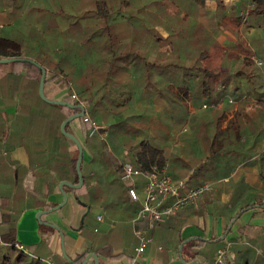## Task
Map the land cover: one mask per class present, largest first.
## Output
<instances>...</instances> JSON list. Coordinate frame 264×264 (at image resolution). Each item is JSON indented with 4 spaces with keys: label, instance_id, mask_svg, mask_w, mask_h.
<instances>
[{
    "label": "crops",
    "instance_id": "1",
    "mask_svg": "<svg viewBox=\"0 0 264 264\" xmlns=\"http://www.w3.org/2000/svg\"><path fill=\"white\" fill-rule=\"evenodd\" d=\"M218 1L203 0L201 4L189 1L184 5L179 4L181 11L176 18L197 9L194 6L199 7L205 22L198 23L200 21L198 19L193 23L194 26L196 22L205 26L213 40L224 49L225 53H228H223L226 59L222 67L230 68L235 54H239L241 58L244 57L240 49L241 43L248 45L245 40L233 41L230 38L232 35L225 32L231 9L242 12V0H220L223 5L220 7ZM8 2V0H2L0 3V35L9 32L2 31L5 23H10L9 27L19 29L21 24L17 22V19L27 21L22 15L15 21L8 19L9 15L6 14ZM141 2L139 1L138 4H142ZM168 10L171 13L174 11L170 7ZM188 17L190 18V15ZM137 18L143 22L140 24V29L120 31L116 36L120 43L113 47L78 49L76 53H72L73 55L65 46L61 50L51 51V55L43 51L46 57L51 59L44 58L45 79L50 77L53 69L60 65L61 68L81 71L83 77L98 84H105L107 78V83L115 87L116 93L112 96L120 97L127 94L122 89L129 86L131 95L139 94L135 90L137 86L135 77L131 78V82L129 78L121 82L113 69L117 60L124 59L126 55L147 54L148 63L157 62L159 67H162L160 64L165 62L186 68L187 66L192 68V65L194 68L197 67L198 50L195 47L188 46L187 49L178 43L175 44L171 37L180 38L187 29L186 26L181 28V23H178L170 28L164 23H155V30L163 38L160 44H154L150 38L148 24L151 19L150 14L143 13ZM228 23L235 30V25ZM15 29L11 30L9 35L18 40H39V35L26 34L24 29L21 33H17ZM171 29L174 31L172 35ZM176 29L182 30V34L177 32L178 36H175ZM241 29L242 27L239 26L235 31L239 30L240 33ZM48 36L43 35V38L49 39ZM167 37L174 43L165 41ZM230 46L232 48H229ZM208 51L212 55L220 52L213 45ZM43 53L39 54L37 47L32 49V54L35 56H44ZM24 57L33 59L31 56ZM0 58L3 57L0 56ZM106 70H109L110 78L101 73ZM99 74L102 75L99 76ZM157 78L161 83L162 76L158 75ZM196 79L197 77L193 78V80ZM139 80L144 87L145 81L142 77ZM69 91V82L59 84L57 79L45 80L44 93L48 98L63 99ZM187 93L190 96L188 101L195 99L194 94L201 97L195 87L189 88ZM144 94L146 93H140L141 96ZM38 95V82L34 78L26 75L24 70H17L14 63L7 65L0 62V206L15 217L12 224L15 226V238L18 243L32 247L33 252L39 256H50L56 262H61L64 256L61 252L59 230L40 223L36 214L41 209L53 207L49 204L55 206L61 202L62 194L58 183L61 180L73 182L69 179L71 176L69 160L77 157V147L69 138L63 139L60 136L57 128L58 113L41 101ZM158 96L156 94L154 97L157 99L160 97ZM95 99L96 96L93 97V100ZM169 99V97L167 99L160 97L158 100L162 106H165ZM228 99L233 101L231 97ZM237 103L236 99L233 109L236 108ZM189 105L191 124H189L190 120L187 121L183 117L176 134L173 130L163 131L171 137L173 135V138H169L167 142L158 136L161 132L157 129V125H154L155 131L152 135H155L156 140L153 141L155 145L167 148L168 159L165 166L173 177L186 180L189 186H196L203 181L210 182L212 188L206 190L195 204L179 210L165 221L148 223L149 228L135 226L134 221L137 220L136 212L139 204L130 201L126 183L121 180L114 163H112L114 173L109 167L103 168L102 160L97 158L96 147L93 146L92 151L82 141L79 119L69 123L67 130L74 133L83 146L82 168L84 169L82 171L84 173L82 174L88 181V191L79 193L74 190L77 188L64 186L68 195L67 202L57 210L42 213L40 219L56 224L63 232L65 252L71 259L75 260L84 253L86 256L94 252L98 255L100 264H183L180 256L185 262L214 264L217 248L229 243L231 249L227 255L226 264H264V202L261 201V196L264 194V178L259 170V166L264 168L262 148L264 128L258 137H254L255 134L252 131L256 127L244 125L241 140L230 141L229 137L223 135L226 134L223 131H227L228 121L235 118L237 113H233L231 108L227 110L228 113H222L221 124L216 127L214 121L220 113L203 116L201 113H193L197 110H191V103ZM218 106L223 105L219 103ZM85 108L86 115H92L94 121L97 122L99 119L98 122H104L101 116L92 114L90 105L87 104ZM156 111L158 112L155 107L153 113H157ZM161 111L164 112L163 107ZM139 113H147V111L143 108L139 109ZM183 113H186L184 108ZM249 114L253 116L257 113ZM263 114L255 116L256 122H261ZM184 123L187 125L183 126ZM198 131L206 136L196 141ZM215 132L217 135L213 143L211 136ZM212 151L214 153H211ZM92 153H94L93 156ZM246 159L248 160L245 161ZM252 161L259 163L250 164L249 162ZM60 173L66 174L67 177H60ZM202 176L206 180L202 181ZM117 178L121 183L123 182L122 185ZM87 206L88 212H86ZM93 206L97 207V214L90 229L85 218ZM83 208L85 211L81 215ZM10 224L9 222L1 223L0 232H5ZM40 224L52 228V231H41ZM137 229H144L151 236V241L146 244L139 256L135 254V247L139 244L135 235ZM125 232H130L131 237L130 243L126 245L123 242ZM181 243L183 245L179 251ZM210 244L214 246L211 253L206 249V246ZM38 248L40 252H36ZM109 249H112L114 255L120 254V256L110 257L107 254ZM84 260V264H94L92 256L87 259L84 257Z\"/></svg>",
    "mask_w": 264,
    "mask_h": 264
},
{
    "label": "trees",
    "instance_id": "2",
    "mask_svg": "<svg viewBox=\"0 0 264 264\" xmlns=\"http://www.w3.org/2000/svg\"><path fill=\"white\" fill-rule=\"evenodd\" d=\"M36 1L37 2L33 1V3L35 4L34 6H37L36 4L41 3L40 0ZM139 1H142V4L139 5ZM189 1L196 4H201L203 2V0H117L116 3L113 0H95V8L90 10H83L81 8V5L76 1L78 4L73 5L77 8L74 10L76 12L74 14L66 13V15L64 13L62 14L61 10L55 11L45 10L44 8H33L31 5H28L27 3L25 4L24 0H10L7 3V8L9 12L17 9H22V15L25 16V19H30L32 21L26 23L25 21H21V19H17V22L21 24L19 29H15L17 33H21L24 29L26 31V34L32 36L42 34L49 35L48 37L53 39V41L64 43L66 49L71 52V55H73L72 53H76L78 49L80 50L96 47H113L114 45L119 44L120 41L118 42L116 39L118 33L126 29H140V24H143V22L139 20L137 16L142 15L143 13H149L151 17L150 22L148 23L150 27L149 31L151 32V41L154 44H160L159 42L163 37H161V35L157 33L154 28V24L158 22L164 23L165 25H169L170 28H172L173 24L182 23L183 25V23L187 21L189 17L188 13H185L183 16H180V18H176L180 14V8L178 5H184L185 3H189ZM173 5L175 7L173 9V13H171V11L168 10V7L172 9ZM218 6H223L222 1H218ZM245 7L247 10L246 13L248 15L253 14L255 16L264 18V0H251L248 5L246 4L245 0H242L241 8L245 9ZM132 15L135 16L132 17ZM243 15V12H239L238 10L232 8L230 11V19L228 18L227 22L233 23L235 25V30H237L244 21ZM50 18H52L53 23L50 21ZM62 22H64V27H62ZM200 25L201 24L196 23V25L194 26V24L189 23V25L186 26L187 29L184 31V34L180 36L179 40L171 36L175 44L178 43L182 46L195 47L198 50L197 67L194 68V66L192 65V68L189 69L187 66V70L185 72L187 76L185 77V79H183L182 89H184V94H186L189 88L195 87L197 89V93L200 94L202 98L203 96L207 98L212 95L213 87L216 86L215 89L217 91H220L221 93H219V95H217L216 98L212 100L211 105L203 107L201 111L210 110L209 113H220L217 119L214 121L215 126L218 127L220 126L222 121V117L220 116L221 113H228L227 110L231 108L230 110H233V113L237 114H235V118L228 121V129L227 131H223V133H226L223 135L229 137L230 141L241 140V137L244 134V125L249 124L251 128L259 127L260 123L256 122L255 116L264 113V97L258 95L257 86L255 85L254 81V69L253 66L249 67V63L251 64V59L246 56L241 58L239 54H235L232 59V61H234V58H236V67L232 72V79L230 83L231 86L233 87L234 84H237V82H235L236 76L240 74L244 76L246 83L251 87L249 88L251 89L249 93L239 94L238 96L234 97L238 100V103L236 108L233 109V107H231V101H229L228 98H224V91L227 85L226 81L229 79V76L231 77V70L229 71V69L223 68L222 66L216 70L212 66H209L207 60L209 59L210 61V57L212 55L208 51L209 47H211L212 45L216 46L218 51L221 49V47L218 45V43H216L215 40H213L212 35L208 30H206L205 26ZM193 28L195 29L192 31ZM11 30L13 31V28L6 31L11 32ZM9 32L5 35H0V56H32V54H30L31 48H24L22 46V43L18 39L9 35ZM173 32V29H171V35ZM172 39L167 37L164 40L172 43ZM240 48L243 47L241 46ZM37 51L39 52V54L43 53V51L39 48H37ZM216 54L218 55V53H214V55ZM40 56L32 57L33 60L36 59L37 62L41 63L42 65H46L44 61L46 55L44 54V56ZM223 57V60L226 59L225 54ZM48 60L51 59L48 58ZM14 65L17 70H24L26 72V75L31 76V78H34L37 82H39L41 71L37 66L25 61L14 62ZM101 73H103L106 77L110 75L109 70H106L104 72L102 71ZM51 74L52 75L45 80L57 79L59 84L69 82L71 89L69 91V94L63 97L64 100L73 103L82 102L83 104H85L84 106L88 104L91 106V112H93L92 114L98 115V113L94 112H96L95 108L99 99L93 100L94 95L92 94L93 92L99 91L100 89H105L107 86H105L104 88V85L106 84H98L93 80H87V78L83 77V73L81 71L79 72L73 69L61 68L60 65L58 67H55ZM101 75L102 74H99V76ZM195 77H197V79L193 80V78ZM80 78L82 79L80 80ZM147 79H149V81H145V93L150 91L147 87H149L150 85L152 86L153 84V78ZM220 85L222 86L220 87ZM171 86V83L167 85L165 92L166 94L169 93L168 90L171 88ZM236 87H239V84H237ZM153 88L154 93H157L160 97L162 94H164L161 92L162 89H158L156 87ZM72 93H75L76 98L72 96ZM115 93L116 91L112 90L111 95ZM105 94L106 93H104L103 96ZM38 97L39 99H41V101H43L45 104L51 107V109L58 113L57 128L59 134L63 139H68L60 131L59 124L65 117L73 112L78 111L79 109H71L66 105L53 104L49 102L46 103V101L43 100L39 95ZM171 102L172 99L170 98L167 101L166 106H168ZM219 103H221L223 106L219 107ZM201 111H196L193 113H201ZM249 113L257 114L250 116ZM78 119L82 130L83 143L86 146H89L92 151L93 146H95L99 151V147H102L99 141V139L101 138L99 132L107 131V128L102 127L98 132L90 134L92 122L98 124L96 121H94V119H92V115L88 116V119L86 120L83 116ZM68 126L69 123L66 125V129ZM140 138L137 140L138 147L134 152L132 162L134 166L144 169H149L152 167L160 169L164 167L168 159L167 148L164 146L159 147L158 145H155L147 137ZM152 138L153 140H156V137L154 135H152ZM93 155L94 153H92V156ZM75 162L76 158H72L69 160L71 170V176L69 177V179H71L73 182H77L78 180L75 169ZM82 163L83 160L81 162V171L82 169H84L82 168ZM113 163L116 166V171L118 172L119 168L116 165L117 161H113ZM82 173L84 172L82 171ZM60 177L65 178L67 176L66 174L60 173ZM174 178L179 179L177 177ZM88 186L89 185L87 179L83 177L82 186L74 190L79 191V193L84 190L88 191ZM49 206L54 205L49 204ZM84 211L85 208H83L81 215L84 213ZM14 219L15 217L12 216L11 213L6 212L0 206V224L3 222L11 223L9 228L5 232H0V264H37L38 260L31 256L29 257V259L25 260V256H27V254H25L15 246V244L18 242L15 238V226L12 224L14 222ZM134 223L137 228H149L148 221L144 218L137 219L134 221ZM29 250L33 252V249L30 246ZM112 252V249H109L107 254L110 257L120 256V254L114 255ZM12 254H16V257L12 258ZM84 257L85 253L75 258L73 262L75 264H81ZM62 259L63 261L65 260L64 257H62Z\"/></svg>",
    "mask_w": 264,
    "mask_h": 264
},
{
    "label": "rangeland",
    "instance_id": "3",
    "mask_svg": "<svg viewBox=\"0 0 264 264\" xmlns=\"http://www.w3.org/2000/svg\"><path fill=\"white\" fill-rule=\"evenodd\" d=\"M10 1V0H9ZM25 4L27 3L28 5H31L33 8H44L45 10H55V11H62V14L66 13L68 14H74L76 11H74L76 6H73L74 4H80L81 8L83 10H90L95 8V0H40V4H36L37 6H34L35 4L33 1L37 2L36 0H24ZM78 3H77V2ZM114 2L117 3V0H113ZM133 1V0H131ZM246 4L247 2L251 0H245ZM0 3H2V0H0ZM248 5V4H247ZM232 6V4H231ZM1 7V6H0ZM174 5L172 10L174 9ZM195 10L190 11L188 15H190V18L185 21L182 25L181 23V28H185V26H188L189 23L193 24L195 21H198V23L204 24L205 22V17L202 14V10L199 7L194 6ZM239 9V8H238ZM181 11V10H180ZM244 15H243V22L241 24V32L239 33L231 27L230 23L227 22V30H225L226 34L232 35L230 36L233 41H237L239 39L241 42L245 40L246 44H242L243 48L241 49V52H243V55L250 58L251 64L249 63V67L253 66L254 69V81L255 85L257 86L258 90V95H261L264 97V18L255 16L253 14H247L246 7L245 9L241 10ZM6 14L9 16L10 21H15L17 17H20L22 15V9H17L12 12H9L7 9ZM24 16V15H22ZM192 19V20H191ZM26 20V19H25ZM50 21L53 23L52 18H50ZM192 21V22H191ZM249 21L247 24L246 22ZM26 22H31L30 19H28ZM197 23V22H196ZM64 22H62V25ZM5 28L2 29L3 32L6 30H10L12 27H9V24L5 23ZM201 26V25H200ZM15 29V27L13 28ZM195 28L192 29V31ZM183 32L182 30L176 29L175 30V36H178V33ZM182 34V33H181ZM184 34V33H183ZM182 34V35H183ZM180 35V34H179ZM177 38V37H176ZM39 40L30 41L28 40H19L22 43V46L24 48H31L30 54H32V49L34 50L35 47L39 48L42 51H45L47 55H51V51L58 49L61 50L64 46V43L61 42H56L51 39V38H43V35H39L38 37ZM178 40L180 38H177ZM50 40V41H49ZM35 42V44H34ZM34 47V48H33ZM227 47V46H226ZM185 48L188 49V46H185ZM229 48H232L231 46ZM220 53L218 55H211V59L207 60L209 63V66H212L214 69H218L219 67L223 66V56L225 53L224 49L221 48ZM226 51V49H225ZM229 51V50H228ZM60 52V51H59ZM228 54V53H225ZM31 56V55H30ZM32 56H35L32 54ZM31 56V57H32ZM177 56V55H176ZM221 56V57H220ZM128 57V58H126ZM148 56L147 54L140 53V55H126L124 59L120 58L117 60L115 65L113 66V69L116 71V76L120 77V81L122 82L126 78H129L131 82V78L136 79V84L135 90H137L138 95H131L129 93L130 86L127 88L122 89L125 91L127 94L124 96L120 97H113L111 95L112 90L115 91V87L112 84L107 83V78L106 82L104 85L107 86L103 90L95 91L93 92L92 95L96 96V99L98 100L96 104L95 110L97 111L98 115L101 116L104 119V122H98L99 119H97V122L100 124H103L102 126L107 128L106 135L104 138H100L99 141L102 145V147H99L98 155L97 158L102 160L103 163V168H110L111 171L113 172V161H121V160H128L130 162H133V157H134V152L138 147V142L137 140L140 137H147L150 139L152 143H154L152 139V134L155 131L154 125H157V129L161 132L158 136L162 138L165 142L168 141L169 138H173L166 133L168 130H173L174 134L177 133L180 121L183 117L187 119V121L190 120L192 121V118L190 119V105L191 103V110H201L203 108V104L205 103L206 106H209L212 104V100L216 98L220 91H217L215 88L216 86L213 87V93L209 97L202 96L200 97L197 94H194L195 99L192 98L189 101L187 100L190 98L189 94L185 93L184 89H182V82L183 79L187 76L185 74L187 68L182 65H175L172 63L165 62L163 64H160L162 67L158 66V63L156 62L155 64H149L147 60ZM255 58H258L262 64L258 65L255 62ZM14 62H7V65L13 64ZM213 63V64H211ZM220 64V65H219ZM236 67V58H234V61H232V67L227 68L229 69L230 75L229 79L226 81V89L224 91V98H229L233 99L231 102V107L234 104V101L236 99L234 97L238 96L239 94H246L251 91L250 86L246 83L244 80V76L242 75H237L235 82L239 84V87L231 86V79H232V72ZM190 69V67L188 66ZM158 75L162 76V83H160L157 78ZM175 76V77H174ZM109 77V76H108ZM140 77H142V80L146 81L149 79L147 78H153V84L152 86L150 85L147 87L150 91L146 92L143 96L140 95V93L145 92V88L142 87L140 84ZM110 78V77H109ZM155 83V85H154ZM171 83V88L168 90V94H166V87L168 84ZM128 84V81H127ZM134 85V86H135ZM132 87V86H131ZM156 87L158 89H162L161 92L164 93L161 95L163 99H167V97L172 99V102L169 103L168 106H162V103L159 102L156 97H154L157 93H154V88ZM162 87V88H160ZM165 87V88H163ZM221 87V85H220ZM71 89V88H70ZM237 90V91H236ZM46 92V91H45ZM108 92V93H107ZM106 93L104 96L103 94ZM234 94V95H233ZM46 95V94H45ZM223 95V96H224ZM93 96V97H94ZM205 101H203V100ZM86 107V106H85ZM158 110L157 113H153L154 110ZM161 107L164 108V112L161 111ZM145 109L147 113H139V109ZM183 108L186 113H183ZM210 110H204L201 111V114L203 116H207L211 113H209ZM222 114V113H221ZM264 115V114H263ZM258 120V119H257ZM264 116L261 119L259 127L255 128L253 131V134H255L254 137H258L260 132L262 131V128H264ZM187 124L184 123L183 126H186ZM163 131H166L163 133ZM217 132V131H216ZM216 132L213 133L212 140L213 143L216 139ZM155 136V135H154ZM206 135L205 134H200V131L197 133V139L198 141L199 138H204ZM141 139V138H140ZM211 147H209L210 149ZM194 154H195V150ZM211 153H214L213 151ZM194 156V155H193ZM242 158V157H241ZM246 159L245 161H247ZM250 164H258L259 162L252 161L249 162ZM259 170L262 173V176L264 178V168H261L259 166ZM114 173V172H113ZM118 179V178H117ZM206 180L204 176H202V181ZM186 181V180H185ZM118 182L120 185H122L121 181L118 179ZM187 183V182H186ZM204 183V181L202 182ZM200 183V184H202ZM211 188H212V183H211ZM262 195V194H261ZM261 201L264 202V194L261 196ZM97 212V207L93 206L91 208V211L87 214L85 222L88 224L89 228L91 229L92 226V221H94V218L96 216ZM89 221V223H88ZM41 231H52V228L40 224L39 226ZM123 242L126 244L130 243V232H125L123 234ZM26 247L29 248V246L25 245ZM214 246L213 245H207L206 249L209 253L213 251ZM36 252H40V249L38 248ZM17 254V253H16ZM16 254H12V258L16 257ZM193 254V253H192ZM30 256H25V260L29 259Z\"/></svg>",
    "mask_w": 264,
    "mask_h": 264
},
{
    "label": "built area",
    "instance_id": "4",
    "mask_svg": "<svg viewBox=\"0 0 264 264\" xmlns=\"http://www.w3.org/2000/svg\"><path fill=\"white\" fill-rule=\"evenodd\" d=\"M254 60L258 65L262 64L258 58ZM72 96L76 98L75 93H72ZM205 106L206 104H203V107ZM83 117L85 120L88 119L86 113ZM102 127L92 122L90 134L98 132ZM99 135L104 138L106 131L99 132ZM262 148L264 150V139ZM117 167L119 168L121 180L126 183L127 195L130 201L139 204L136 218H144L149 224L163 222L179 210L195 204L197 199L211 188L210 182L189 186L184 179L174 178L167 171L166 166L160 169L156 167L144 169L134 166L128 160H121L117 162ZM98 218L100 219V217ZM135 235L139 241V244L135 247V254L139 256L146 244L151 241V236L144 229L135 230ZM15 246L25 254L37 259V264H74L67 260L56 262L50 256H39L22 243H16ZM230 249L229 243L217 248L214 264H226Z\"/></svg>",
    "mask_w": 264,
    "mask_h": 264
},
{
    "label": "water",
    "instance_id": "5",
    "mask_svg": "<svg viewBox=\"0 0 264 264\" xmlns=\"http://www.w3.org/2000/svg\"><path fill=\"white\" fill-rule=\"evenodd\" d=\"M17 61L18 62H24V61L25 62H30V63H32L33 65L37 66L40 69L41 73H40L39 82H38V94L43 100H45L46 102H49V103H53V104L66 105V106H68L71 109H79L78 111L73 112L70 115H68L67 117H65L60 123V131L62 132V134L65 135L67 138H69L77 147V157H76V162H75V169H76V173H77V176H78V180H77V182H70L68 180H61L58 183V188H59V190H60V192L62 194L61 202H59L57 205H55L53 207H50L48 209H41L36 214V217L38 218V221L40 223H43L45 225H49V226L59 230L60 238H61V252H62V255L64 256L65 260L74 263L73 259H71L67 255V253L65 252L64 234H63V232L59 229V227L56 224H53V223H50V222H46V221H42L40 219V215L42 213H46V212H51L53 210H57L58 208L62 207L67 202L68 195H67V192H66L64 186H69V187H72V188H80L82 186V184H83V174H82V171H81V161L83 159V146H82L81 141L78 139V137L74 133H72L71 131H68L66 129V125L68 123H70L72 120L78 119V118L84 116V114L86 113V108H85V106H84V104L82 102L73 103V102H69V101L63 100V99L48 98L45 95V93H44V83H45L46 69H45V67L42 64H40L36 60H33L32 58H29V57H24V56H9V57L0 58V62L1 63L17 62ZM88 210H89V207L87 206L86 212H88ZM182 245H183V243L180 244L179 251H181ZM89 256L93 257L94 264H100L99 261H98V255L96 253H94V252L88 253L85 256V259H87ZM180 261L183 264H198V262H195V261L185 262L182 259L181 256H180ZM84 263H85V260L83 261L82 264H84Z\"/></svg>",
    "mask_w": 264,
    "mask_h": 264
}]
</instances>
